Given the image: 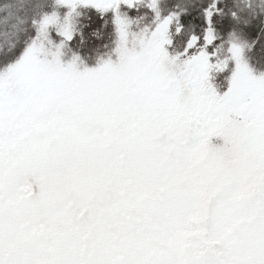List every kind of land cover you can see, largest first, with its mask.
<instances>
[{
  "label": "snow or ice",
  "instance_id": "obj_1",
  "mask_svg": "<svg viewBox=\"0 0 264 264\" xmlns=\"http://www.w3.org/2000/svg\"><path fill=\"white\" fill-rule=\"evenodd\" d=\"M0 264H264V0H0Z\"/></svg>",
  "mask_w": 264,
  "mask_h": 264
}]
</instances>
